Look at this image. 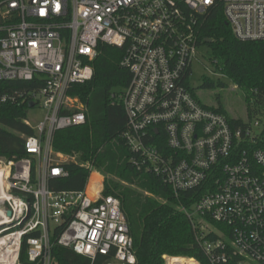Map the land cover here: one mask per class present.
Segmentation results:
<instances>
[{"label":"built area","instance_id":"1","mask_svg":"<svg viewBox=\"0 0 264 264\" xmlns=\"http://www.w3.org/2000/svg\"><path fill=\"white\" fill-rule=\"evenodd\" d=\"M219 5L237 39L264 40V0H0V80L35 83L26 93L0 95V104L22 98L44 109L35 125L24 119L35 132L24 139L27 156L0 166V264H19L23 243L35 264H59L54 245L90 260L101 256L104 264L135 261L120 201L103 193L101 178L91 189L93 171L81 190L50 186L68 175V160L53 157L61 155L54 132L86 119V106L68 91L91 80L103 43L123 49L120 63L130 73L111 97L126 115L121 137L133 166L176 195L205 189L181 208L203 259L164 254V264H264L260 123L232 127L188 85L195 61L225 77L210 55L207 64L198 58L207 48L199 29Z\"/></svg>","mask_w":264,"mask_h":264},{"label":"trees","instance_id":"2","mask_svg":"<svg viewBox=\"0 0 264 264\" xmlns=\"http://www.w3.org/2000/svg\"><path fill=\"white\" fill-rule=\"evenodd\" d=\"M199 40L208 48L210 60H216L215 67L221 68L231 83L247 93L244 96L246 119L229 116L219 95L215 96V105H202L224 114L232 127H246L258 120L256 146L264 145V40L237 39L220 5L205 16L199 29ZM122 57L123 49L100 44L92 61L91 80L69 89L68 95L86 106V119L81 125L54 132V150L74 157V160L63 164L68 171L67 177L52 178L50 186L57 191L81 190L91 171L103 175V193L119 199L133 239V264H164V254L203 259L190 222L181 208H190L205 189L199 187L176 195L159 176L138 170L131 162V152L121 137L127 129L126 115L122 105L111 97L120 93L130 81L129 71L120 63ZM225 85L220 79L205 78L202 82L206 89ZM34 86V82L23 80H0V95L26 93ZM191 94L194 96L192 90ZM31 107V103L22 98L0 104L1 158L11 161L27 156L24 139L35 133L24 123ZM98 179L94 175L88 189ZM51 257L59 264H104L105 261L101 256L90 260L58 245L52 247ZM19 264H35L28 260L24 243Z\"/></svg>","mask_w":264,"mask_h":264},{"label":"rangeland","instance_id":"3","mask_svg":"<svg viewBox=\"0 0 264 264\" xmlns=\"http://www.w3.org/2000/svg\"><path fill=\"white\" fill-rule=\"evenodd\" d=\"M208 49L204 48L198 54V58L205 64H207V57L209 52ZM204 54V57L201 55ZM212 79L216 81L217 79L222 80L226 85L224 87L215 86L212 89H206L202 87V82L204 79ZM188 85L190 91L194 93V97L203 105L212 106L216 104L215 96H220V102L224 105L227 113L231 117L245 118L246 119V105L244 96L247 94L242 91L236 85L231 83L226 77L215 74L210 70V67L204 66L200 62H193L191 66V74L188 79ZM44 117V109L41 106H34L28 109L26 118L30 122L31 125H35L37 122L43 120ZM53 157L60 160H72L74 157L67 155H56L53 154ZM8 161L4 158L0 157V166ZM93 175V176H92ZM98 176L104 182V177L100 173L93 171L90 177L91 181L93 177ZM104 184V183H103ZM52 227V224H51Z\"/></svg>","mask_w":264,"mask_h":264},{"label":"water","instance_id":"4","mask_svg":"<svg viewBox=\"0 0 264 264\" xmlns=\"http://www.w3.org/2000/svg\"><path fill=\"white\" fill-rule=\"evenodd\" d=\"M207 41H209V40H207ZM32 105V104H31ZM8 214H10L9 212H8Z\"/></svg>","mask_w":264,"mask_h":264},{"label":"bare ground","instance_id":"5","mask_svg":"<svg viewBox=\"0 0 264 264\" xmlns=\"http://www.w3.org/2000/svg\"><path fill=\"white\" fill-rule=\"evenodd\" d=\"M1 172V171H0Z\"/></svg>","mask_w":264,"mask_h":264}]
</instances>
